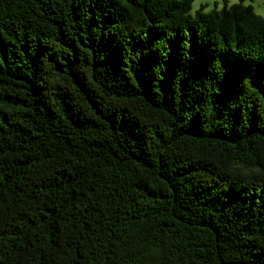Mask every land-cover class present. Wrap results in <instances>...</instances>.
Instances as JSON below:
<instances>
[{
  "label": "trees",
  "instance_id": "1",
  "mask_svg": "<svg viewBox=\"0 0 264 264\" xmlns=\"http://www.w3.org/2000/svg\"><path fill=\"white\" fill-rule=\"evenodd\" d=\"M194 1L0 0V264H264V19Z\"/></svg>",
  "mask_w": 264,
  "mask_h": 264
},
{
  "label": "rangeland",
  "instance_id": "2",
  "mask_svg": "<svg viewBox=\"0 0 264 264\" xmlns=\"http://www.w3.org/2000/svg\"><path fill=\"white\" fill-rule=\"evenodd\" d=\"M221 4L223 5L222 8H220ZM230 5H234L231 3V0H195L192 5L191 13L195 14L201 9L202 6L206 7V9L211 8V10H213L215 7H217L221 10L225 6L230 7ZM245 5H252L256 13L257 11L264 12V0H247V3L245 2Z\"/></svg>",
  "mask_w": 264,
  "mask_h": 264
},
{
  "label": "clouds",
  "instance_id": "3",
  "mask_svg": "<svg viewBox=\"0 0 264 264\" xmlns=\"http://www.w3.org/2000/svg\"><path fill=\"white\" fill-rule=\"evenodd\" d=\"M239 2V0H231V3L232 4H236V3H238ZM246 3H247V0H246ZM231 6V5H230ZM223 7V5L221 4L220 5V8H222ZM220 9H217V11H219ZM206 12H210L211 11V8H209V9H206L205 10ZM258 16H260L262 19H264V12H261V11H257V13H256Z\"/></svg>",
  "mask_w": 264,
  "mask_h": 264
}]
</instances>
